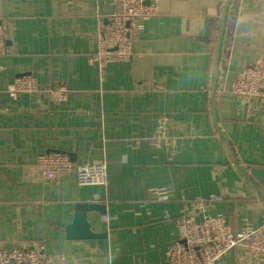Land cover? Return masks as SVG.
<instances>
[{
    "label": "crops",
    "instance_id": "1",
    "mask_svg": "<svg viewBox=\"0 0 264 264\" xmlns=\"http://www.w3.org/2000/svg\"><path fill=\"white\" fill-rule=\"evenodd\" d=\"M111 10V0H0V247L41 242L58 264H168L178 216L259 227L264 100L230 89L238 70L264 63V0H158L130 59L101 71L96 14ZM24 74L40 90L10 96ZM63 84L68 99H49ZM49 152L105 165L106 182L45 180L36 160ZM81 203L104 207L87 220L105 236L67 237ZM218 264L261 261L241 243Z\"/></svg>",
    "mask_w": 264,
    "mask_h": 264
},
{
    "label": "built area",
    "instance_id": "2",
    "mask_svg": "<svg viewBox=\"0 0 264 264\" xmlns=\"http://www.w3.org/2000/svg\"><path fill=\"white\" fill-rule=\"evenodd\" d=\"M112 10L108 16L96 14V49L91 59L99 69L115 60H128L133 54L136 33L142 29L143 18L155 14L158 0H111ZM5 52V41L0 29V56ZM2 66L0 64V71ZM40 90L34 75L16 77L6 92L10 96L19 93L34 94ZM230 91L244 97H260L264 100V63L254 64L236 72ZM48 98L60 102L68 99L69 88L63 84L47 89ZM36 165L45 180H53L74 172L80 184H104L105 165L99 163L72 162L65 153L49 152L37 157ZM157 200H165L167 192L157 188ZM220 201L215 196L196 201ZM166 219H170L167 215ZM176 240L168 248V264H218L219 259L236 247L245 246L251 256L260 258L264 264V218L262 224L250 230H235L229 226L223 214H208L193 219L188 216L175 218ZM0 264H58L47 256L41 242L30 248L0 247Z\"/></svg>",
    "mask_w": 264,
    "mask_h": 264
},
{
    "label": "water",
    "instance_id": "3",
    "mask_svg": "<svg viewBox=\"0 0 264 264\" xmlns=\"http://www.w3.org/2000/svg\"><path fill=\"white\" fill-rule=\"evenodd\" d=\"M93 210L100 213L105 211L104 207L98 204L81 203L75 206L72 222L66 227L68 238L89 239L105 236V234H97L90 230L87 212Z\"/></svg>",
    "mask_w": 264,
    "mask_h": 264
}]
</instances>
